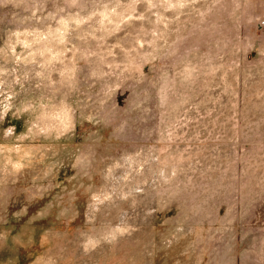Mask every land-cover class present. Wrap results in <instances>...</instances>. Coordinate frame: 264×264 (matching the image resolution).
Here are the masks:
<instances>
[{
	"label": "rangeland",
	"instance_id": "rangeland-1",
	"mask_svg": "<svg viewBox=\"0 0 264 264\" xmlns=\"http://www.w3.org/2000/svg\"><path fill=\"white\" fill-rule=\"evenodd\" d=\"M0 264H264V0H0Z\"/></svg>",
	"mask_w": 264,
	"mask_h": 264
}]
</instances>
